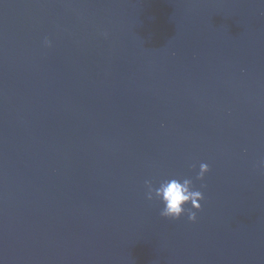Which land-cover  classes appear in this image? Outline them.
Returning a JSON list of instances; mask_svg holds the SVG:
<instances>
[{
  "label": "water",
  "instance_id": "obj_1",
  "mask_svg": "<svg viewBox=\"0 0 264 264\" xmlns=\"http://www.w3.org/2000/svg\"><path fill=\"white\" fill-rule=\"evenodd\" d=\"M0 264H264V0H0Z\"/></svg>",
  "mask_w": 264,
  "mask_h": 264
},
{
  "label": "clouds",
  "instance_id": "obj_2",
  "mask_svg": "<svg viewBox=\"0 0 264 264\" xmlns=\"http://www.w3.org/2000/svg\"><path fill=\"white\" fill-rule=\"evenodd\" d=\"M45 45L50 46V42L46 40ZM208 172V165L201 163L195 179L202 181ZM145 187L147 189L146 199L149 201L158 200L163 205L160 212L162 217L177 220L187 214L189 221L194 222L196 220V212L201 209L200 201L204 197L200 190L194 188L191 178L163 180L158 187H153L151 181H145ZM187 205L191 207L186 208Z\"/></svg>",
  "mask_w": 264,
  "mask_h": 264
}]
</instances>
